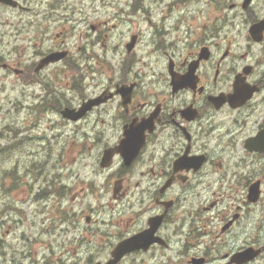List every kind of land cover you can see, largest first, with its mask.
Wrapping results in <instances>:
<instances>
[{
	"label": "flooded vegetation",
	"instance_id": "obj_1",
	"mask_svg": "<svg viewBox=\"0 0 264 264\" xmlns=\"http://www.w3.org/2000/svg\"><path fill=\"white\" fill-rule=\"evenodd\" d=\"M15 1L0 9L25 17L15 32L25 59L14 44L0 69L19 76L27 108L67 126L55 157L76 149L71 161L88 169L53 199L48 241L42 189L33 222L0 188V264H106L130 238L115 264H264V0H108L86 35L101 54L45 68L60 46L43 48L44 27L58 17ZM61 64L68 96L50 76ZM84 104L80 120L61 117Z\"/></svg>",
	"mask_w": 264,
	"mask_h": 264
},
{
	"label": "rangeland",
	"instance_id": "obj_2",
	"mask_svg": "<svg viewBox=\"0 0 264 264\" xmlns=\"http://www.w3.org/2000/svg\"><path fill=\"white\" fill-rule=\"evenodd\" d=\"M34 1V0H30ZM41 1V0H39ZM44 3L55 4L58 6V8H68L71 9L73 12L78 13L80 11L85 12L86 14L91 13V18L95 16V13H98L100 9L102 8V0H43ZM35 2V1H34ZM33 8V5H31ZM84 9V10H83ZM21 17V18H20ZM18 16V14L12 15L7 14L4 9H0V55L2 56L5 53H9L11 51L12 47L15 45H19V49L16 50V53L13 54V58L17 61H22L25 59L23 57V52L21 50V45H24L22 42L17 41V35H16V41H15V32L18 31V29L21 27V23L19 21H22L25 19L23 16ZM13 18V23L16 25V27H13L14 29H10L8 26L7 20H10ZM61 29V28H60ZM19 32V31H18ZM33 34V31L29 32V34ZM23 34V33H22ZM6 44V45H5ZM5 45V46H4ZM3 48V49H2ZM27 51V56H28ZM29 57V56H28ZM61 69V67L59 68ZM52 70L48 73L52 74ZM57 72L56 70L54 71ZM43 78L47 77L46 74L42 75ZM52 76V75H50ZM29 92L23 88V83L19 76L17 75H8L7 72L0 70V141L3 140V136L6 135V125H10V129L14 132V135L26 137L28 139V136L33 135H40V132L43 131L44 136V149L45 151H53L54 150V140L53 139V128L52 126L46 124L45 122H41L42 127H32L31 125L25 126L24 124H28L30 122L29 118V110L25 109L24 106H22V101L24 99L29 98ZM34 118V116H33ZM6 121H10L12 123H8ZM22 131V134H20ZM40 131V132H39ZM49 142V143H46ZM70 144V142H69ZM25 147H28L27 153L29 151L33 150L39 145L36 146L35 142L32 141V143H25ZM68 147L67 145L65 146ZM77 150L74 149L72 154L68 156H64L62 158L63 162H66L67 166H70L73 164L71 161L76 155ZM2 151L0 152L2 156ZM12 156V153L10 154ZM27 157V158H26ZM41 157V154H40ZM23 158V162L20 161V163L23 166L29 167V163L31 165L34 164V161L29 158L28 154L23 150L19 156L17 157V160H21ZM25 159H28L29 162H25ZM2 159L0 160V163ZM40 163L42 162V166L40 169V175H41V181L38 182V184H31V177L28 178H22V181L13 182V186H18L16 189L12 190L9 195L2 199V203H8L10 201L15 202L16 204H22V210L25 212V214L28 217L27 221H36V217L32 215V210L35 208V205H31V200L33 195L36 193V190L40 189L41 187H44V201L43 206L40 207V205H37L38 210H42V217L43 219H39L37 221V228L42 229L43 232V240L48 241L49 238L52 235V204H53V198L55 196V191L58 189L62 174H59L60 167L58 165V162L54 156L53 159H50L48 157L40 158ZM61 160V159H60ZM5 164L3 165V167ZM31 169V168H29ZM34 169V167H33ZM83 169L82 163H80V170ZM38 173V171H36ZM2 174V172H1ZM84 173H80L79 177H83ZM39 176H37V179ZM37 182V181H35ZM42 184V186H40ZM10 183H5V188H9ZM31 190V192H29ZM29 192V193H28ZM4 194V193H3ZM41 221L43 222L41 225ZM1 222V220H0ZM3 225L1 231L6 232L9 231V229L1 222ZM19 235V234H17Z\"/></svg>",
	"mask_w": 264,
	"mask_h": 264
},
{
	"label": "water",
	"instance_id": "obj_3",
	"mask_svg": "<svg viewBox=\"0 0 264 264\" xmlns=\"http://www.w3.org/2000/svg\"><path fill=\"white\" fill-rule=\"evenodd\" d=\"M2 1V0H1ZM2 2H5V1H2ZM118 250V249H117ZM117 250H115L113 253H112V256H113V258L114 257H116L117 256ZM117 258V257H116ZM114 262H110V263H108V264H113Z\"/></svg>",
	"mask_w": 264,
	"mask_h": 264
},
{
	"label": "bare ground",
	"instance_id": "obj_4",
	"mask_svg": "<svg viewBox=\"0 0 264 264\" xmlns=\"http://www.w3.org/2000/svg\"><path fill=\"white\" fill-rule=\"evenodd\" d=\"M23 9V8H22ZM137 10V9H136ZM155 15V14H154ZM128 17V16H127ZM21 33V32H20ZM18 38V37H17ZM1 47V46H0ZM3 49V48H2ZM79 210V209H78ZM46 264V263H45Z\"/></svg>",
	"mask_w": 264,
	"mask_h": 264
}]
</instances>
